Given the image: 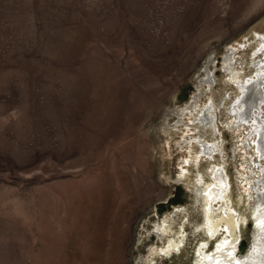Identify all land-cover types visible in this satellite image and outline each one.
<instances>
[{
  "label": "rangeland",
  "instance_id": "1",
  "mask_svg": "<svg viewBox=\"0 0 264 264\" xmlns=\"http://www.w3.org/2000/svg\"><path fill=\"white\" fill-rule=\"evenodd\" d=\"M260 33L264 0H0V264H192L205 240L194 189L212 164L248 216L256 156L250 130L229 125L223 58L231 47L251 76ZM197 94L216 106L213 136L187 108ZM198 136L217 142L213 158ZM180 234L181 250L155 254Z\"/></svg>",
  "mask_w": 264,
  "mask_h": 264
},
{
  "label": "bare ground",
  "instance_id": "2",
  "mask_svg": "<svg viewBox=\"0 0 264 264\" xmlns=\"http://www.w3.org/2000/svg\"><path fill=\"white\" fill-rule=\"evenodd\" d=\"M255 39L259 47L252 51L251 59H248L252 67L251 76L241 77L243 73L236 70L234 49L231 47L226 49L223 58V70L227 74V80L235 86L237 94L235 100L226 106L229 125L231 124L230 126L238 131L240 129L250 130L244 137V145L251 147L256 156V161H253L255 163L253 170H257L258 174L254 180L249 181L253 183L248 184L249 188L244 192L250 191L253 201L249 204L248 216L238 212L229 198L230 182L225 169L211 163L209 168L211 181L204 187H197V184L195 185L197 189H194L195 200L202 203V220L199 225L197 224L196 231L201 230L205 235V240H201L195 246V250L193 249L192 264H264V33L256 34ZM259 53L262 58H258ZM213 63L211 58L206 59L202 69L204 76L200 79L199 86L212 82L213 72L210 66ZM199 98L200 94L195 95L187 108L198 111L199 115L196 116L198 124L213 136L218 125L216 106L211 99L209 103L201 107L197 103L200 101ZM180 112L183 113V110ZM192 140L199 142L200 151L197 150V152L204 153L207 157L213 158V154L219 150L214 139L210 143L200 140V136ZM194 160L196 161L197 158ZM197 181L200 182V177ZM248 220L251 221L253 227L250 232L249 247L244 253L238 254L241 227L245 226ZM165 223L166 221L156 226L154 232L159 238L166 235L168 231L171 232L169 224L167 226ZM182 234L177 238L171 237L167 240L164 238L165 244L162 243L164 245L159 251H155V254L160 257H169L179 251L183 241ZM210 243L212 244L211 249L208 247Z\"/></svg>",
  "mask_w": 264,
  "mask_h": 264
},
{
  "label": "water",
  "instance_id": "3",
  "mask_svg": "<svg viewBox=\"0 0 264 264\" xmlns=\"http://www.w3.org/2000/svg\"><path fill=\"white\" fill-rule=\"evenodd\" d=\"M253 228V227H252ZM249 247V246H248Z\"/></svg>",
  "mask_w": 264,
  "mask_h": 264
}]
</instances>
